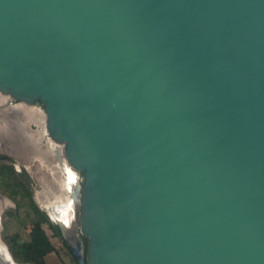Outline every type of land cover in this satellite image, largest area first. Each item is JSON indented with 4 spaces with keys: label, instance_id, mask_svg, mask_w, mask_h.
I'll list each match as a JSON object with an SVG mask.
<instances>
[{
    "label": "water",
    "instance_id": "water-1",
    "mask_svg": "<svg viewBox=\"0 0 264 264\" xmlns=\"http://www.w3.org/2000/svg\"><path fill=\"white\" fill-rule=\"evenodd\" d=\"M0 93L80 174V264H264V0H0Z\"/></svg>",
    "mask_w": 264,
    "mask_h": 264
},
{
    "label": "rangeland",
    "instance_id": "rangeland-1",
    "mask_svg": "<svg viewBox=\"0 0 264 264\" xmlns=\"http://www.w3.org/2000/svg\"><path fill=\"white\" fill-rule=\"evenodd\" d=\"M58 146L54 145L46 131V115L41 104L32 108L0 94V157L9 156L12 159L1 160L14 164L18 171H27L32 181L34 199L47 214H50L51 209L56 214L60 210L59 195L62 196L61 190L66 179L65 170L60 166L61 153ZM53 189L58 197L56 199L51 194ZM4 196L0 193V242L8 251L3 237L16 231L27 237L31 224L25 222L22 213L15 217L7 215L8 211L16 213L17 207L14 201ZM63 197L67 195L63 194ZM4 199L8 204L2 209ZM48 233L56 249L46 256L47 264H78L73 251L62 238L54 236L50 230Z\"/></svg>",
    "mask_w": 264,
    "mask_h": 264
},
{
    "label": "trees",
    "instance_id": "trees-1",
    "mask_svg": "<svg viewBox=\"0 0 264 264\" xmlns=\"http://www.w3.org/2000/svg\"><path fill=\"white\" fill-rule=\"evenodd\" d=\"M0 193L16 203V213L8 211L7 215L15 217L22 213L25 222L31 224L27 237L20 231L3 237L13 258L20 263L47 264L46 256L56 249L48 230L54 236L61 237L65 245L67 243L62 237L61 227L35 201L32 181L27 171H18L14 164L0 159ZM74 259L80 264L75 255Z\"/></svg>",
    "mask_w": 264,
    "mask_h": 264
},
{
    "label": "flooded vegetation",
    "instance_id": "flooded-vegetation-1",
    "mask_svg": "<svg viewBox=\"0 0 264 264\" xmlns=\"http://www.w3.org/2000/svg\"><path fill=\"white\" fill-rule=\"evenodd\" d=\"M33 108V107H32ZM32 110H34V109H32ZM54 142V141H53ZM56 143L54 142V145H55ZM58 151L61 153V159H60V166H62V170H63V168H64V173H65V175H64V177L66 178V179H64L65 181H64V187H66V188H64V187H62V196L61 195H59V202H58V207L61 209V211H58L57 212V214L56 213H54L53 211H52V209H51V211H49L50 212V215H51V217H52V219H56V220H59V221H62V222H64V223H69L70 222V218H71V215L69 214L70 212L68 211L69 209L67 208V206H71V202H69V200H68V198L67 197H70L69 196V190H70V186H71V173H72V171H70V169L68 168V165L67 164H65V161L64 160H62V147L61 146H58ZM3 157L4 156H1L0 157V159H3ZM3 160H5V159H3ZM60 168V167H59ZM78 175H79V179H80V174L78 173ZM77 179V178H76ZM74 183H75V180H74ZM76 183H77V181H76ZM68 191V192H67ZM53 196H54V198L56 199V198H58L57 197V195H56V192H55V190L53 189V191H52V193H51ZM63 194H64V196H65V194L67 195V197L65 198V197H63ZM50 199V198H49ZM47 200V199H46ZM49 203H50V201L49 200H47ZM8 201L6 200V199H4V200H2V209H4V207H7L6 205L8 204L7 203ZM63 206L65 207V211H63L62 209H63ZM60 212H61V214H60ZM80 242H81V244H82V246H83V248L85 247V245H86V243H85V238L84 237H80ZM1 245H0V264H6V263H3V261H2V259H4L3 258V251L4 250H6V248H5V246L2 244V243H0Z\"/></svg>",
    "mask_w": 264,
    "mask_h": 264
},
{
    "label": "bare ground",
    "instance_id": "bare-ground-1",
    "mask_svg": "<svg viewBox=\"0 0 264 264\" xmlns=\"http://www.w3.org/2000/svg\"><path fill=\"white\" fill-rule=\"evenodd\" d=\"M2 96H7V97H10V95H7V94H3V93H0ZM23 104L24 105H27V106H29V107H34L32 104H27V103H24L23 102ZM46 115V114H45ZM47 131V130H46ZM48 133V132H47ZM49 135V134H48ZM57 144V143H56ZM58 145H60V144H58ZM61 147H62V149H63V146L62 145H60ZM63 154V153H62ZM62 160H64L65 161V159H64V154L62 155ZM66 164V163H65ZM68 168L70 169V171H72V173H71V186H70V190L72 191V193H73V197L71 196V197H67L68 198V200H69V202H71L72 204H71V206H67V208L69 209L68 211L70 212L69 214L71 215V218H70V222L69 223H64V222H62L66 227H72V225L74 224V221H75V213H74V209H73V207L75 206V208L76 207H78V204H77V197H76V195H75V192H74V189H73V186L76 184V181L79 179V175H78V173L76 172V171H74L69 165H68ZM64 169V168H63ZM77 178V179H76ZM74 180H75V183H74ZM64 188H66V187H64ZM70 190H69V192H70ZM68 192V191H67ZM71 200V201H70ZM8 203V202H7ZM7 206V205H6ZM65 209V207L63 206V211H65L64 210ZM59 211H61V209L59 210ZM60 214H61V212H60ZM55 221H57L56 219H55ZM1 243V242H0ZM1 245V244H0ZM4 253H7V251L6 250H4L3 251Z\"/></svg>",
    "mask_w": 264,
    "mask_h": 264
}]
</instances>
